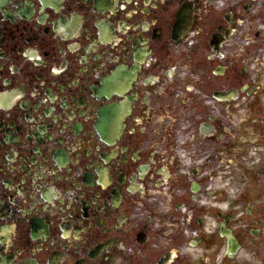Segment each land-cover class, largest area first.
Returning a JSON list of instances; mask_svg holds the SVG:
<instances>
[{
	"label": "flooded vegetation",
	"instance_id": "obj_1",
	"mask_svg": "<svg viewBox=\"0 0 264 264\" xmlns=\"http://www.w3.org/2000/svg\"><path fill=\"white\" fill-rule=\"evenodd\" d=\"M0 264H264V0H0Z\"/></svg>",
	"mask_w": 264,
	"mask_h": 264
}]
</instances>
